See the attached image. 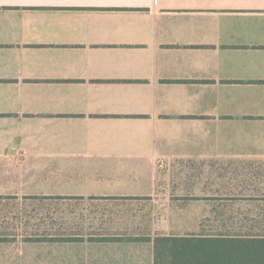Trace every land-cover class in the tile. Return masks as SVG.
<instances>
[{"label":"crops","instance_id":"obj_1","mask_svg":"<svg viewBox=\"0 0 264 264\" xmlns=\"http://www.w3.org/2000/svg\"><path fill=\"white\" fill-rule=\"evenodd\" d=\"M177 160L210 201L264 170V0H0V196H154Z\"/></svg>","mask_w":264,"mask_h":264},{"label":"rangeland","instance_id":"obj_2","mask_svg":"<svg viewBox=\"0 0 264 264\" xmlns=\"http://www.w3.org/2000/svg\"><path fill=\"white\" fill-rule=\"evenodd\" d=\"M239 169H232V193L236 196L218 197L210 201V198L196 196V192L204 188H229L230 182L212 181L204 173L203 166L188 165L179 160L163 162L158 167L156 193L151 199L120 201L116 205L108 202L100 206H119L121 212L129 209L121 217L122 222H116V225L122 228L150 226L152 233L183 235L190 232L211 234L261 230L264 228V197H255L253 194H264V170L255 166H244L245 171ZM210 205L218 212H206ZM20 240L5 248L0 246L7 251L4 255L0 253L1 263L155 264L152 243H85L69 249L49 250L39 245H24Z\"/></svg>","mask_w":264,"mask_h":264},{"label":"trees","instance_id":"obj_3","mask_svg":"<svg viewBox=\"0 0 264 264\" xmlns=\"http://www.w3.org/2000/svg\"><path fill=\"white\" fill-rule=\"evenodd\" d=\"M142 199L151 196H0V246L19 239L24 245L49 250L85 243L146 242L153 244L155 264H264V228L211 234L152 233L150 226L116 225L129 209L121 212L119 206H100ZM0 249L3 255L7 252Z\"/></svg>","mask_w":264,"mask_h":264}]
</instances>
